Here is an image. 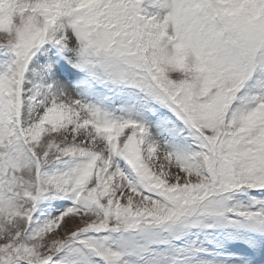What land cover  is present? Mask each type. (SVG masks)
I'll use <instances>...</instances> for the list:
<instances>
[{
  "label": "snow or ice",
  "instance_id": "obj_1",
  "mask_svg": "<svg viewBox=\"0 0 264 264\" xmlns=\"http://www.w3.org/2000/svg\"><path fill=\"white\" fill-rule=\"evenodd\" d=\"M0 264H264V0H0Z\"/></svg>",
  "mask_w": 264,
  "mask_h": 264
}]
</instances>
